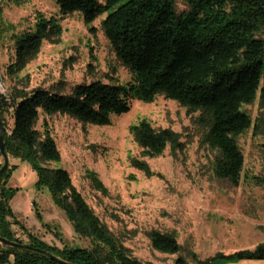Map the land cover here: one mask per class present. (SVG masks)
Listing matches in <instances>:
<instances>
[{"label":"trees","instance_id":"obj_1","mask_svg":"<svg viewBox=\"0 0 264 264\" xmlns=\"http://www.w3.org/2000/svg\"><path fill=\"white\" fill-rule=\"evenodd\" d=\"M17 4L23 0H11ZM177 0H57L66 16L80 13L85 23L106 14L100 28L117 59L128 68L132 81L125 84L94 80L74 85L64 93L50 88L27 89V83L0 94V125L7 156L28 161L37 172V188L45 186L65 212L76 234L94 242L91 249H58L37 239L15 218L10 206L15 189L8 186L13 166L0 175V237L22 243L12 230L18 225L28 245L46 250L75 264H152L131 256L94 214L62 168L44 162L58 161L59 150L47 122L36 128L40 111L45 115H67L83 123L106 125L112 115L130 109L133 99L149 103L157 95L176 101L188 112L200 111L207 125L204 142L217 152L214 175L237 186L244 158L237 137L252 120L242 109L256 98L264 110V0H185L187 8L176 11ZM39 17L33 30L14 34L16 58L6 68L15 75L34 59L45 40L54 42L59 28ZM52 33V34H50ZM50 34V36H49ZM62 87V86H61ZM13 123L5 128L4 115ZM264 129V119L260 121ZM255 129L258 124H254ZM142 155L155 157L170 145L182 147L179 135L169 128L154 129L147 120L129 127ZM1 156V154H0ZM2 163V162H1ZM0 163V166H1ZM143 167V162H135ZM258 182L264 180L258 178ZM37 217L40 218L38 212ZM151 246L162 253L179 254L174 264H223L242 259H264V243L252 250L217 253L205 259L186 252L173 233L149 232ZM12 256V263L9 257ZM0 263L59 264L40 253L0 243Z\"/></svg>","mask_w":264,"mask_h":264},{"label":"rangeland","instance_id":"obj_2","mask_svg":"<svg viewBox=\"0 0 264 264\" xmlns=\"http://www.w3.org/2000/svg\"><path fill=\"white\" fill-rule=\"evenodd\" d=\"M186 8L185 0L176 1L177 12ZM105 15L85 23L78 12L61 15L57 0H23L20 4L0 0V78L5 93L26 83L28 90L60 83L61 90L69 93L74 85L94 80L131 82L132 74L117 59L100 28ZM39 17L49 21V31L51 23L60 29L58 39L43 41L34 59L17 74L8 75L6 68L16 58L14 34L33 30ZM242 109L252 125L237 137L244 158L237 186L214 175L217 152L204 142L207 125L199 120L200 111L188 112L163 95L149 103L131 100L129 111L112 115L106 125L83 123L67 115L48 116L39 110L36 128L41 131L47 122L60 154L58 161L44 165L68 171L72 185L131 256L152 264H174L179 254L155 250L149 239L151 230L173 233L183 248L180 254L189 261L186 252L205 259L217 253L252 250L264 243V185L258 182V178L264 180L260 123L264 110L257 98ZM142 119L154 129L177 133L182 147L168 145L158 156L142 155L129 132ZM4 122L9 130L10 112ZM8 160L13 166L8 186L15 189L10 206L16 220L50 246L91 249L94 242L75 233L48 188H37L33 166L12 156ZM136 161L143 162V167ZM12 230L23 244L29 243L18 225H12Z\"/></svg>","mask_w":264,"mask_h":264},{"label":"water","instance_id":"obj_3","mask_svg":"<svg viewBox=\"0 0 264 264\" xmlns=\"http://www.w3.org/2000/svg\"><path fill=\"white\" fill-rule=\"evenodd\" d=\"M0 154H1V157H2V163H1V166H0V175H1L2 172L9 165L8 156H7V154H6L5 150H4V132H3V129L1 127V125H0ZM0 243L3 244V245H6V246L16 247V248L25 249V250H31V251L40 253V254L45 255L46 257H48L50 260H52L54 262H57L59 264H75V263L67 262V261L57 257L56 255H54V254H52V253H50V252H48L46 250H43V249H40V248H37V247H32V246H30L28 244L14 242V241L2 238V237H0Z\"/></svg>","mask_w":264,"mask_h":264},{"label":"crops","instance_id":"obj_4","mask_svg":"<svg viewBox=\"0 0 264 264\" xmlns=\"http://www.w3.org/2000/svg\"><path fill=\"white\" fill-rule=\"evenodd\" d=\"M206 257H209V255ZM206 257H204V258H206ZM223 264H264V259H261V260H258V259H242L239 261L227 262V263H223Z\"/></svg>","mask_w":264,"mask_h":264},{"label":"built area","instance_id":"obj_5","mask_svg":"<svg viewBox=\"0 0 264 264\" xmlns=\"http://www.w3.org/2000/svg\"><path fill=\"white\" fill-rule=\"evenodd\" d=\"M5 92H6V90L3 87V83H2V80L0 78V94L5 95ZM0 264H9V263H0Z\"/></svg>","mask_w":264,"mask_h":264}]
</instances>
